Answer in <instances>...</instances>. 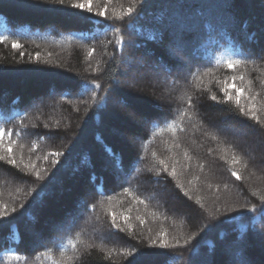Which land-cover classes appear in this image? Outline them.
I'll return each instance as SVG.
<instances>
[{
    "label": "trees",
    "instance_id": "16d2710c",
    "mask_svg": "<svg viewBox=\"0 0 264 264\" xmlns=\"http://www.w3.org/2000/svg\"><path fill=\"white\" fill-rule=\"evenodd\" d=\"M170 1L92 0L89 13L71 7L86 0H65L64 9L55 0H0V172L16 186L0 177V217L8 221L0 222V264H192L200 253L209 256L208 264H248L252 257L253 264H264V176L240 144L209 129L211 122L226 121L264 142V52L224 24L212 26L210 8L187 0L185 16L177 13L187 27L175 33L188 42L180 49L191 61L181 76L175 67L185 63L170 55L178 48L171 40L176 17L168 12ZM257 3L235 0L234 14L237 28L246 25L264 46V33L257 36ZM101 11L104 16L97 15ZM141 49L170 73V84L181 79L185 85L181 95L174 86L163 110L153 107L149 80L134 90L117 85L125 55ZM229 60L241 63L229 68ZM159 73L154 77L164 81ZM226 83L243 90L239 106L232 89L233 99L226 100ZM117 96L144 114L141 126L110 103ZM50 98L56 115L38 113L34 105ZM239 107L254 111L259 123ZM115 126L135 139L132 147L112 133ZM106 147L122 165L113 166ZM107 160L117 174L106 170ZM76 170L86 173L92 187L81 202L84 217L45 232L39 244L25 240L27 220L41 211V223L60 221L72 206L61 207L83 196L78 179L75 199L42 203L58 180ZM154 183L168 187L173 201L158 204ZM253 207L255 212L246 211ZM92 227L102 230L103 241L90 233ZM243 239L244 249L238 247Z\"/></svg>",
    "mask_w": 264,
    "mask_h": 264
},
{
    "label": "rangeland",
    "instance_id": "374dc122",
    "mask_svg": "<svg viewBox=\"0 0 264 264\" xmlns=\"http://www.w3.org/2000/svg\"><path fill=\"white\" fill-rule=\"evenodd\" d=\"M171 1L172 4L169 6L170 9H168V12L172 13V11H174L172 16L174 18L176 17V20L174 25L175 27L174 35L172 36L171 35L172 33L170 34L169 31L170 36H168L167 39H170L172 36L171 40L175 42V48L178 47L176 53L174 51H171L170 49V55H173L177 62L181 61L182 63H185L182 64L185 67L181 69L178 66L175 67V70L178 71L182 76L183 74L187 75L186 65L191 64V61H189V59L187 58L188 56L187 57L183 56L180 46L184 48L185 51L188 42H185L184 39L180 41L175 33L187 27L185 26L186 24L181 23L183 21L182 19L179 18L178 14H180L183 17L185 16V12H183V10L181 9L187 8L189 6V2L187 0H182V3L185 2L188 4L181 6L179 5V0L178 1L171 0ZM234 1L235 0H198L197 2L199 5L203 6V8H205L204 7L205 5L208 6V8L206 9L210 8V10L212 11L213 15L212 16L208 15L207 17L210 18V22L212 26L213 25L215 26V24H221V25L224 24L228 29H231L238 35L242 36L245 42H247L248 44H252V47L256 51H261V53H263L264 46L258 43L259 41L256 38L251 37V34H253V32H250V30L246 29L247 27L246 25H240V28H237L238 23L236 22L235 14H234L235 13ZM257 5L260 7L261 10V15L259 19L260 23L257 26V36H260L264 33V0H258ZM242 21H244V19H242ZM166 28L167 26H164L163 31L167 30ZM179 53L182 55H179ZM187 53H189V51H187ZM150 58H151V53L148 50H144V49L136 50V51L132 50L130 56L125 55L124 57L125 61L123 63V72L119 78V81L117 82V85L119 84L121 86H124V88L128 90H134L145 80L146 81L149 80L150 86L152 88L151 100L154 105L153 107L159 111V110H163L164 105L169 103V100L171 99V93L174 91L173 89L174 86L177 88L179 87V90L176 91V93L181 95L185 93V85H183L181 79L174 80L173 83L170 84L171 82V80L169 81L170 73L167 70H163L161 72L160 70L161 66L158 60H155V62L151 63V61H149ZM158 72H160L163 75L165 79L164 81L158 80V78L154 77V74L156 75L158 74ZM167 80L169 81L168 84L166 83ZM52 93L53 92H51V94ZM9 97H11V95H9L8 98ZM118 101L123 103L119 96L113 98L110 101V103L112 105L115 104L119 106L125 113V117L129 116L130 114L133 115L134 119H130V121H132L133 123H137L138 125L141 126L143 121L145 120L144 114L139 110L133 111L132 106L129 108H123L121 107V103H118ZM34 106L37 108L38 113L40 114L56 115L57 113V103L52 98L41 100V104L39 106L38 105H34ZM209 129L215 130L219 138L222 139L227 138V140H231L237 144H240L245 155H247V157L254 163L256 169L260 171V174L264 176V142L260 138L257 137L251 138L250 136H248V133L243 132L238 128L232 127L231 125L227 124L226 121H221L220 123L211 122V124L209 125ZM112 133L120 137L123 142L128 143L130 147H132L133 146L132 144L135 143V139H133V137H131L126 132L123 134V132H121L118 128H116V126L115 128H112ZM90 141L93 142V138H91ZM97 150L99 152L98 157H102L103 152L98 148V145H97ZM104 165L107 167L106 168L107 171L109 172L111 171V175H115L116 172L112 169L113 166L111 165L110 160L105 161ZM84 175H86L85 172H82L81 170H76L73 172H68L63 182L58 180L55 189L53 191L50 190L47 193L46 200L42 202L43 205L47 203H53L57 200L60 201L62 197L75 199L76 197L72 194L73 186H74L73 183L75 180L78 179L82 181V186L80 188L83 191L82 192L83 196L78 199L76 198L75 202H73L72 200L69 206L67 205H64V207L62 206L61 207L62 209L71 206L72 207L70 208V210H68L66 217H62L60 221L57 222L55 221V223L52 224L49 223L51 225H49L48 223H41L43 220L41 211H39L38 216H35L33 220L32 219L27 220V222L21 228L22 235L25 240H27L28 242L31 241L32 243L39 244L42 241H44L46 236V234H44L45 232H48L47 234H53L55 233V231L58 232L62 230L66 225L75 224L79 221L80 216L83 215L81 209L83 203L81 202L92 194V187L88 182L87 175L86 177H84ZM0 177L1 180L7 186L8 185L12 186L13 189H15L16 186H14L11 183V180L1 172H0ZM261 180L263 179L261 178ZM261 180L259 181L262 182ZM153 185L155 186V190L151 194H154L156 196L155 201L158 204L167 202L169 200L173 201L172 192L168 187L165 186L163 188V186H159L155 183ZM170 210L173 211L174 208L170 207ZM40 223H41L40 226L42 227L39 228V226L37 225H39ZM90 233L93 236H95L98 240L100 241L104 240V237L102 236V230L100 228L96 229L95 227H92L90 229ZM242 241L243 244L239 245L238 247L239 248L243 247L244 249L246 245L244 246V242H245L244 239ZM225 251L226 254L228 256L230 255L229 257L231 258L230 250L227 249ZM255 259L254 257L248 259V264H253V260ZM208 261H209V256L207 255L205 256L203 253L202 254L200 253L199 256H194L191 260L192 264H208ZM255 262L258 263V260H256ZM227 263L233 264L231 260Z\"/></svg>",
    "mask_w": 264,
    "mask_h": 264
},
{
    "label": "snow or ice",
    "instance_id": "6c2138e0",
    "mask_svg": "<svg viewBox=\"0 0 264 264\" xmlns=\"http://www.w3.org/2000/svg\"><path fill=\"white\" fill-rule=\"evenodd\" d=\"M55 2H56V4H58L59 6H61L62 9L65 8V0H55ZM142 3H143V0H141V5H142ZM91 4H92V0H86V3L72 4L71 7L72 8H76V9H81V10H85L86 9V11L90 13V12H92V6H91ZM133 11H134V9H132L131 7L127 10V12H128L129 15H131L133 13ZM97 15L98 16H104V12L103 11L98 12ZM13 47H18V45L14 44ZM227 63H228V67L229 68H233L235 65L240 64L241 61L240 60H236L235 61V65H234L233 61H231V60H229ZM232 79H233V81H235L236 77H232ZM241 79H242V77H241ZM96 87H99V85H96ZM229 89H232V90L235 91V93H236L235 103H236L237 106H239L240 105V96L242 95L243 90L241 88H239V87H236V85L234 83L231 84V85H228L226 83L225 84V88L223 89V91H224V94H225V97H226V100L227 101H231L233 99L232 95L229 92ZM211 100L217 101L216 95H212L211 96ZM118 103H121V102L118 101ZM191 106H192L191 105V102H189V107H191ZM121 107H123V108H129V107H131V102H123V103H121ZM226 110L231 111L230 109H226ZM239 113L241 115L249 116L251 119L257 120V122L259 123V118L256 116V114H255L254 111H251V109L248 112H246L243 107H239ZM127 118L128 119H134V116L130 114ZM3 136H4V130L0 129V140L3 139ZM9 136H11V133H9ZM105 150L113 158V166L114 167L117 164L122 165V161L117 157V155L114 152L111 151L110 148H107L106 147ZM8 151H9V153H11V151H12L11 148H9ZM54 155L59 156V155H62V153H55ZM0 159H2V158H0ZM8 163L9 164H12V165H15L16 164V160L15 159H9L8 160ZM161 163H163V162H161ZM171 175H175V171L174 170L171 173ZM232 175L235 176L237 179L240 178L237 175L236 172H233ZM36 178L37 179H42V177L39 175V173H37ZM261 199H262V201H264V197H262ZM12 211L15 212L16 210L13 209ZM246 211L255 212L256 211V208L253 207L252 209H249V210H246ZM262 211H264V209H262ZM125 219H127V218L125 217ZM230 219H236V218L235 217H232ZM0 222H5L6 223L8 221H3L2 220V217H0ZM113 224L115 225V219H113ZM260 238L261 239H264V233H262L260 235ZM160 247L161 248H166L168 246L165 243H161L160 244ZM155 254H157V255H165V256L172 255L170 253H155Z\"/></svg>",
    "mask_w": 264,
    "mask_h": 264
},
{
    "label": "bare ground",
    "instance_id": "6f19581e",
    "mask_svg": "<svg viewBox=\"0 0 264 264\" xmlns=\"http://www.w3.org/2000/svg\"><path fill=\"white\" fill-rule=\"evenodd\" d=\"M83 172V171H82Z\"/></svg>",
    "mask_w": 264,
    "mask_h": 264
}]
</instances>
